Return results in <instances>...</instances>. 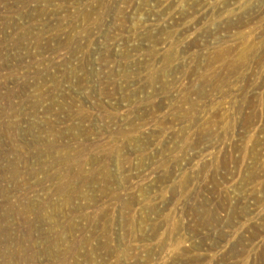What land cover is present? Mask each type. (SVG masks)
Masks as SVG:
<instances>
[{
    "label": "rangeland",
    "instance_id": "1",
    "mask_svg": "<svg viewBox=\"0 0 264 264\" xmlns=\"http://www.w3.org/2000/svg\"><path fill=\"white\" fill-rule=\"evenodd\" d=\"M0 264H264V0H0Z\"/></svg>",
    "mask_w": 264,
    "mask_h": 264
}]
</instances>
